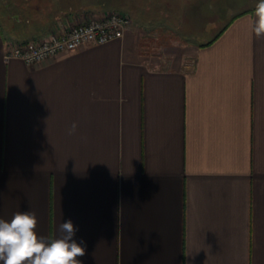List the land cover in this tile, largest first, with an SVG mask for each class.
Here are the masks:
<instances>
[{
  "label": "crops",
  "instance_id": "crops-1",
  "mask_svg": "<svg viewBox=\"0 0 264 264\" xmlns=\"http://www.w3.org/2000/svg\"><path fill=\"white\" fill-rule=\"evenodd\" d=\"M60 4L40 10L55 16L42 27L0 5V219L34 212L36 232L56 238L70 219L83 264H264L254 10L232 12L205 45L149 40L131 22L36 63L5 58L18 40L107 11Z\"/></svg>",
  "mask_w": 264,
  "mask_h": 264
},
{
  "label": "rangeland",
  "instance_id": "rangeland-1",
  "mask_svg": "<svg viewBox=\"0 0 264 264\" xmlns=\"http://www.w3.org/2000/svg\"><path fill=\"white\" fill-rule=\"evenodd\" d=\"M113 1L130 14L132 22L144 23L147 31L144 35L146 39L154 40L163 36L169 42L186 39L194 42L206 41L227 23L232 12L258 2V0ZM17 2V0H0V5L9 9V5L17 6ZM7 4L9 5L6 6ZM116 8L120 7L116 6ZM6 14L9 13L0 9L2 26L7 24Z\"/></svg>",
  "mask_w": 264,
  "mask_h": 264
},
{
  "label": "clouds",
  "instance_id": "clouds-1",
  "mask_svg": "<svg viewBox=\"0 0 264 264\" xmlns=\"http://www.w3.org/2000/svg\"><path fill=\"white\" fill-rule=\"evenodd\" d=\"M252 29L256 37L264 36V0L254 9ZM78 125L73 122L69 135ZM34 212L17 211L10 220L0 219V262L2 264H83L78 257L86 254V242L73 237L77 229L69 219L59 225L61 235L44 237L36 232Z\"/></svg>",
  "mask_w": 264,
  "mask_h": 264
},
{
  "label": "built area",
  "instance_id": "built-area-1",
  "mask_svg": "<svg viewBox=\"0 0 264 264\" xmlns=\"http://www.w3.org/2000/svg\"><path fill=\"white\" fill-rule=\"evenodd\" d=\"M130 14L109 9L100 16L79 21L67 28L26 42H15L5 49V58L18 57L27 64L45 60L61 52L74 51L87 44H100L123 36L131 24Z\"/></svg>",
  "mask_w": 264,
  "mask_h": 264
},
{
  "label": "trees",
  "instance_id": "trees-1",
  "mask_svg": "<svg viewBox=\"0 0 264 264\" xmlns=\"http://www.w3.org/2000/svg\"><path fill=\"white\" fill-rule=\"evenodd\" d=\"M17 6L15 8L20 9L22 16L24 18L28 17L29 20H31V23L37 27H42L43 24L46 25L48 24L51 25V23L54 20V17H47L43 16L41 14L42 9L48 8L49 6H52V3H63L64 7H67L68 5L71 6L72 8H83L85 10H109V9H117V10H122L124 11L125 9L120 6L119 4L115 3L113 0H17ZM60 4V7H63ZM67 5V6H65ZM116 6L120 8H116ZM55 7V6H54ZM122 8V9H121ZM255 7H249V8H244L241 11H238L236 14L248 11V10H254ZM126 12V11H125ZM41 15V16H40ZM226 24L221 26L218 31L208 40H206L204 43L201 45L209 44L212 42L225 28ZM39 36H31V38H26L22 40H18L17 42H26L32 39H36Z\"/></svg>",
  "mask_w": 264,
  "mask_h": 264
},
{
  "label": "flooded vegetation",
  "instance_id": "flooded-vegetation-1",
  "mask_svg": "<svg viewBox=\"0 0 264 264\" xmlns=\"http://www.w3.org/2000/svg\"><path fill=\"white\" fill-rule=\"evenodd\" d=\"M256 4H257V3H255V4H253V5H250V6H247V7H245V8L255 7ZM245 5H246V4H245Z\"/></svg>",
  "mask_w": 264,
  "mask_h": 264
}]
</instances>
